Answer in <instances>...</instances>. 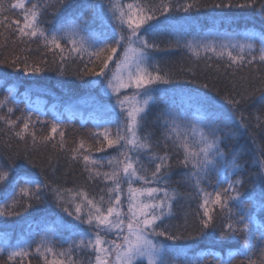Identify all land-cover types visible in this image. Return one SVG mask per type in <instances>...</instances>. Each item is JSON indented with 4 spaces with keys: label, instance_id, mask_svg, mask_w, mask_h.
<instances>
[{
    "label": "snow or ice",
    "instance_id": "1",
    "mask_svg": "<svg viewBox=\"0 0 264 264\" xmlns=\"http://www.w3.org/2000/svg\"><path fill=\"white\" fill-rule=\"evenodd\" d=\"M199 7L195 0L182 6L0 0V48L19 49L0 63L33 76L66 75L75 64L78 77L104 78L105 95L115 100L86 135L69 141L58 119L43 120L35 110L13 119L8 97L0 99V109L7 107L0 137L10 153L0 163V186L15 174L0 196V218L22 216L49 199L59 209L42 233L31 226L15 238L0 232V264H264V24L259 31L176 37L173 10ZM213 7L253 9L264 20V2L257 7V0H220ZM165 34L170 39L162 48L158 38ZM33 43L39 59L31 56ZM173 51L189 54L193 64L181 71L197 87L181 92L186 107L174 111L165 103L152 117L154 93H166L160 86L175 80L153 57ZM205 70L215 75L205 77ZM245 136L253 145L250 161L243 160L247 153L226 150ZM62 160L69 170L80 169L84 184L67 187L51 178ZM253 183L260 185L258 196L246 191ZM181 200L189 210L174 225ZM202 237L207 246L189 256L185 242Z\"/></svg>",
    "mask_w": 264,
    "mask_h": 264
},
{
    "label": "trees",
    "instance_id": "2",
    "mask_svg": "<svg viewBox=\"0 0 264 264\" xmlns=\"http://www.w3.org/2000/svg\"><path fill=\"white\" fill-rule=\"evenodd\" d=\"M50 3L53 0H49ZM75 3L76 0H70ZM151 3H159V0H149ZM185 2H193V0H172L173 5L182 6ZM200 5L199 8H194L185 13L183 11H176L175 9L170 14L171 18L178 21L176 37L182 40L195 39L208 32H228V33H243L248 29L260 30L264 20L261 19L259 14L253 9H240V8H224L217 9L213 5L219 3L220 0H195ZM226 2V0H225ZM242 0H233V3H240ZM264 0H257V7ZM207 5V7H205ZM67 12L63 11L59 15H66ZM52 20L53 24L56 23L54 17H47ZM163 19V17H161ZM51 27L52 25H46ZM171 31V29H166ZM175 38V37H172ZM170 37L165 34L158 38V43L164 48L167 45ZM34 50L31 53L33 59H39L41 53L35 51L38 45L33 43L31 45ZM19 52V49L13 51L11 43L7 47L0 48V60L5 58L11 59L12 56ZM51 59V57H49ZM154 61L159 62L162 69L174 73L173 85H161V88L167 89L165 92H157L154 94V107L152 108V117L156 115L158 110L164 106L165 103L172 106L173 110H180L182 106L186 107V101L179 94L181 89L196 88V84L188 83L190 77L181 71L182 68L191 67L193 60L189 58V54L185 51L173 52H160L153 57ZM197 72L203 68V61L199 62ZM76 65L73 64L68 69V74L60 75L57 71L47 70L35 76L25 75L22 71H17L13 68L7 67L5 64L0 63V99L8 97L7 107H12L14 113L12 118L21 115V110H35L40 114L41 119L52 121L58 119L61 123L67 125V136L69 141L75 138L86 135L89 130L93 128L95 122L104 118L101 109L94 111L81 107L80 101L89 100L91 88L97 84L93 81H100L101 78L94 76H76ZM214 72L205 70V77L214 76ZM221 94L224 91V85H219ZM175 92V94H172ZM215 95V93H210ZM92 103H96L91 99ZM7 107L0 109V115L7 113ZM259 107V104L254 105L249 109L250 112L253 108ZM35 118V115H34ZM254 122V120H253ZM2 127V125H0ZM39 129V125H37ZM4 139L0 137V163H7V157L10 155L9 151L3 147ZM17 145L13 141V151ZM22 148V146H20ZM226 150L234 155L236 153H247L244 161H250L253 155V145L248 140L247 136L238 141L232 142L226 146ZM111 154V153H110ZM100 155V154H97ZM26 168L29 166L25 165ZM251 171V169H249ZM30 171L39 173V169H30ZM67 173V175L65 174ZM53 180L58 181L60 184L72 187L74 185H82L85 183V176L82 175L79 168L72 167L70 170L63 160L57 172L53 175L49 173ZM178 179V174L173 176V181ZM15 180V174L10 176L8 184L0 186V196L10 189L12 182ZM178 187L179 191L183 193L185 188L181 185H173ZM260 185L253 183L246 188L250 194L258 196ZM98 192V188H97ZM195 208V204H192ZM48 209L46 214L43 210ZM189 210L188 204L181 200L175 207V219L171 221L174 225H182L184 222V214ZM57 209L51 199L46 204L37 205L35 209L29 210L19 217L0 218V232H7L13 238L19 236L22 232L28 233L31 226L33 232H43L45 220L50 221L52 213H58ZM62 215V214H61ZM259 219V217H258ZM39 239V236H35ZM207 237L200 238L199 241L185 242L191 248L189 256H195L197 252L203 250L208 244ZM259 248H257V253ZM33 264H38L37 260H33Z\"/></svg>",
    "mask_w": 264,
    "mask_h": 264
},
{
    "label": "rangeland",
    "instance_id": "3",
    "mask_svg": "<svg viewBox=\"0 0 264 264\" xmlns=\"http://www.w3.org/2000/svg\"><path fill=\"white\" fill-rule=\"evenodd\" d=\"M224 33V32H221ZM114 68V65H113ZM105 84H106V80L104 78H101L100 81L95 84L91 90H90V96L88 98H90L89 100H84L82 102H80L82 107L87 106V109L94 111L95 109H103V106L105 105H114L115 104V100L114 98H112L109 95H105ZM189 89H181L179 91L180 96L181 92H187ZM155 94V93H154ZM172 94H175V92H172ZM183 98V97H182ZM92 100H95V104L91 102ZM117 111H119V109H116Z\"/></svg>",
    "mask_w": 264,
    "mask_h": 264
}]
</instances>
